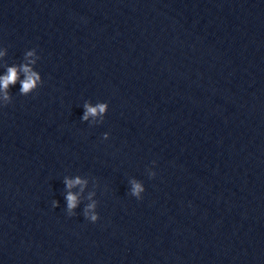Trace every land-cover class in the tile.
Wrapping results in <instances>:
<instances>
[{"label":"clouds","instance_id":"9594fccd","mask_svg":"<svg viewBox=\"0 0 264 264\" xmlns=\"http://www.w3.org/2000/svg\"><path fill=\"white\" fill-rule=\"evenodd\" d=\"M29 56L32 55L31 52L28 53ZM25 74V79L21 81V93L27 94L29 91L34 89L37 86L40 77L37 73L33 72L28 65H24L21 69ZM18 79L17 69L9 68L7 75L0 77V90L4 91V99H8L7 89L10 84H14ZM86 111L84 113L83 119L87 120L89 116H96L98 113H103L105 111L106 105L99 104L96 107L91 106L90 104L84 105ZM155 163V162H154ZM155 172L150 174V177H154ZM81 181L79 179L76 180H65V184L68 188L73 187L75 184H79ZM144 187L136 182H133L132 194L137 197V199H141V193L144 192ZM67 206L69 211L71 212L77 205V198L71 193H68L67 197ZM55 206V202H54ZM89 209L94 208V205H89ZM87 214V213H86ZM98 219L96 214H91L90 220L94 223Z\"/></svg>","mask_w":264,"mask_h":264}]
</instances>
